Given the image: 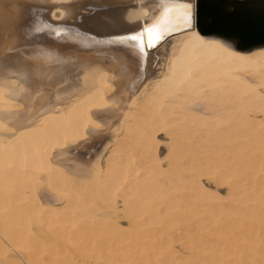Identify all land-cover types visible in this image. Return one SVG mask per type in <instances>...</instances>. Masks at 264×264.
Returning a JSON list of instances; mask_svg holds the SVG:
<instances>
[{"label":"bare ground","instance_id":"bare-ground-1","mask_svg":"<svg viewBox=\"0 0 264 264\" xmlns=\"http://www.w3.org/2000/svg\"><path fill=\"white\" fill-rule=\"evenodd\" d=\"M193 1L0 0V264H264V46Z\"/></svg>","mask_w":264,"mask_h":264},{"label":"water","instance_id":"water-1","mask_svg":"<svg viewBox=\"0 0 264 264\" xmlns=\"http://www.w3.org/2000/svg\"><path fill=\"white\" fill-rule=\"evenodd\" d=\"M192 25L238 50L264 46V0H194Z\"/></svg>","mask_w":264,"mask_h":264},{"label":"snow or ice","instance_id":"snow-or-ice-1","mask_svg":"<svg viewBox=\"0 0 264 264\" xmlns=\"http://www.w3.org/2000/svg\"><path fill=\"white\" fill-rule=\"evenodd\" d=\"M179 7L183 10V20L185 24L190 26L191 23V10L190 6L186 4H176L175 2L166 9V11H172L174 8ZM144 32L147 33L149 37V44L151 45L152 41H158L160 36L163 35V33L159 32L155 27H146L144 29ZM130 40L133 41H139L141 39V36L139 35H132L128 37Z\"/></svg>","mask_w":264,"mask_h":264},{"label":"rangeland","instance_id":"rangeland-1","mask_svg":"<svg viewBox=\"0 0 264 264\" xmlns=\"http://www.w3.org/2000/svg\"><path fill=\"white\" fill-rule=\"evenodd\" d=\"M105 156L107 157V154ZM105 156H104V159L106 158Z\"/></svg>","mask_w":264,"mask_h":264}]
</instances>
